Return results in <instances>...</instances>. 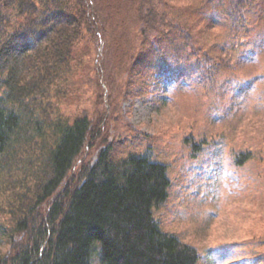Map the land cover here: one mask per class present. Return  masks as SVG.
Masks as SVG:
<instances>
[{
	"label": "trees",
	"instance_id": "obj_1",
	"mask_svg": "<svg viewBox=\"0 0 264 264\" xmlns=\"http://www.w3.org/2000/svg\"><path fill=\"white\" fill-rule=\"evenodd\" d=\"M211 1L194 0L182 13L204 16ZM160 5L169 6L166 0H0V198L13 197L11 225L0 229L8 245L0 264H197L196 249L153 216L168 196L167 165L137 152L118 156L108 144L68 177L94 127L87 112L69 119L50 100L85 36H124L118 66L136 53L130 39L137 34L147 55L163 57L161 41L179 31ZM218 5L247 34L256 28L264 38V0ZM173 50L178 59L184 52L200 59L207 76L229 65L203 50ZM249 157L239 153L236 163Z\"/></svg>",
	"mask_w": 264,
	"mask_h": 264
},
{
	"label": "rangeland",
	"instance_id": "obj_2",
	"mask_svg": "<svg viewBox=\"0 0 264 264\" xmlns=\"http://www.w3.org/2000/svg\"><path fill=\"white\" fill-rule=\"evenodd\" d=\"M166 1L172 8L160 9L179 32L161 41L163 57L147 55L139 34L130 39L136 53L119 66L117 48L127 40L118 31L77 43L73 69L50 100L69 119L87 112L94 135L67 176L108 144L118 156L146 154L167 165L170 179L153 216L196 249L197 264H264V38L256 28L247 34L218 0L188 19L182 8L194 0ZM175 47L228 58L229 65L207 76L200 59L187 52L178 59ZM5 196L0 229L12 222L13 197ZM7 248L0 238V252Z\"/></svg>",
	"mask_w": 264,
	"mask_h": 264
}]
</instances>
